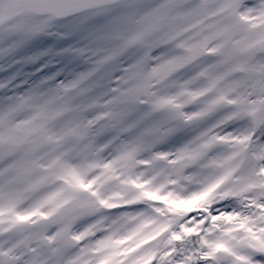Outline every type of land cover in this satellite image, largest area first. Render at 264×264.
<instances>
[{
    "label": "rangeland",
    "instance_id": "rangeland-1",
    "mask_svg": "<svg viewBox=\"0 0 264 264\" xmlns=\"http://www.w3.org/2000/svg\"><path fill=\"white\" fill-rule=\"evenodd\" d=\"M241 1L49 26L0 0V140L35 130L0 148V264H264V0Z\"/></svg>",
    "mask_w": 264,
    "mask_h": 264
},
{
    "label": "water",
    "instance_id": "water-1",
    "mask_svg": "<svg viewBox=\"0 0 264 264\" xmlns=\"http://www.w3.org/2000/svg\"><path fill=\"white\" fill-rule=\"evenodd\" d=\"M123 0H16V4L21 16L31 19L47 18L53 23H58L69 19L71 17L80 15L82 13L91 12L95 10L105 9L119 4ZM246 0L242 2L245 3ZM242 26V22H240ZM234 104L228 102L227 107H232ZM260 107L251 115L250 121V136L249 139L253 137L259 121ZM40 119V115L34 114L30 119L31 125H36ZM31 131H25L19 140H13L10 138V131L8 135L4 137L0 143L2 146L8 149H16L24 147L28 144V140L31 137ZM72 133L70 130L66 131V137L71 138ZM165 166H168L167 161H162ZM35 163L31 161L29 163V168H34ZM229 179L225 181L223 186H226ZM225 196L220 198L223 201ZM72 210H70L71 212ZM68 212L67 214H69ZM59 241L62 245L68 249H74L79 245V241L74 239L65 228L59 237ZM39 245L43 248H48L51 242L45 235H42L39 239ZM8 261V259H6Z\"/></svg>",
    "mask_w": 264,
    "mask_h": 264
},
{
    "label": "flooded vegetation",
    "instance_id": "flooded-vegetation-1",
    "mask_svg": "<svg viewBox=\"0 0 264 264\" xmlns=\"http://www.w3.org/2000/svg\"><path fill=\"white\" fill-rule=\"evenodd\" d=\"M245 5V4H244ZM10 64H14L13 62H11ZM11 65V68H12V70L11 71H13L14 69H13V67L14 66H12ZM1 67H0V69L1 70H4L5 68H7V66L6 65H0ZM32 66H34V65H32ZM14 72V71H13ZM10 131V138L11 139H13V140H19L21 137H22V134H23V132H25V131H31L32 132V135H31V137L29 138V140H28V144H29V141H30V139L34 136V134H35V130L34 129H30V128H25V129H19V128H17V129H15V128H12V129H9V130H7V135H8V132ZM24 147H26V146H24ZM24 147H22V148H24ZM0 148L3 150V151H7V152H10V151H13V149H8V148H5L4 146H1L0 145ZM22 148H16V150H19V149H22ZM3 157V156H2ZM45 169H46V167H45ZM44 169V170H45ZM45 172H46V170H45ZM44 183H45V187H44V192H45V200H44V204H46V176H45V179H44ZM84 192L83 193H78V194H76L75 196H74V198H73V200H76V199H78V198H81V197H83L84 196ZM44 220L46 221V216H45V218H44ZM5 232V231H4ZM1 229H0V235H2L3 233H4ZM12 234V233H11ZM6 259H11V257H9V256H6L5 258H4V260L6 261Z\"/></svg>",
    "mask_w": 264,
    "mask_h": 264
},
{
    "label": "trees",
    "instance_id": "trees-1",
    "mask_svg": "<svg viewBox=\"0 0 264 264\" xmlns=\"http://www.w3.org/2000/svg\"><path fill=\"white\" fill-rule=\"evenodd\" d=\"M42 21H44L45 23H46V19H42ZM48 23V22H47ZM49 24V26H51L52 24H50V23H48ZM55 25H57V24H55ZM43 37H44V39L46 40V35H43ZM54 48H57V47H54ZM61 48V47H60ZM59 50L57 49V52H58ZM63 51V50H62ZM60 52V51H59ZM60 57H62V56H60ZM67 57V56H66ZM11 63V62H10ZM11 65V64H10ZM12 70V68L11 67H8L7 66V69H5L4 71H3V74H6V72H9V71H11ZM5 72V73H4ZM0 73H2V72H0ZM12 73H13V71H12ZM7 93H5V92H2L0 95L4 98L5 97V95H6ZM9 94V93H8ZM2 104V103H1ZM125 260H128L127 258H125ZM138 260V259H137ZM141 261H143L142 259H141ZM125 262H128V261H125ZM140 262V261H139ZM129 263V262H128Z\"/></svg>",
    "mask_w": 264,
    "mask_h": 264
}]
</instances>
